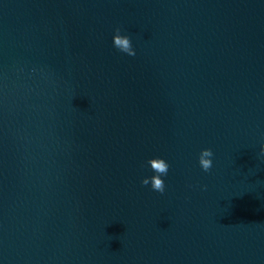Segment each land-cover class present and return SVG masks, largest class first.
I'll list each match as a JSON object with an SVG mask.
<instances>
[{
  "label": "water",
  "instance_id": "95a60500",
  "mask_svg": "<svg viewBox=\"0 0 264 264\" xmlns=\"http://www.w3.org/2000/svg\"><path fill=\"white\" fill-rule=\"evenodd\" d=\"M262 145L264 0H0V264H264Z\"/></svg>",
  "mask_w": 264,
  "mask_h": 264
},
{
  "label": "clouds",
  "instance_id": "9594fccd",
  "mask_svg": "<svg viewBox=\"0 0 264 264\" xmlns=\"http://www.w3.org/2000/svg\"><path fill=\"white\" fill-rule=\"evenodd\" d=\"M113 45L121 52L129 56H134L136 53L132 47L131 41L127 35H121L120 29L117 27L112 36ZM261 152L264 153V145L261 146ZM213 152L210 148H201L197 157L198 164L204 172H208L212 168ZM152 172L151 176H144L141 178L142 185H149L151 188L159 193L165 191V182L163 176L168 174L169 164L161 157H149L147 161Z\"/></svg>",
  "mask_w": 264,
  "mask_h": 264
}]
</instances>
